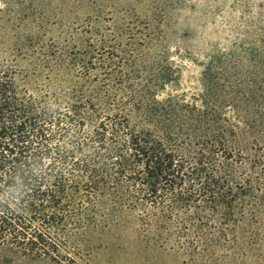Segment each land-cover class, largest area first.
Segmentation results:
<instances>
[{"label":"trees","instance_id":"1","mask_svg":"<svg viewBox=\"0 0 264 264\" xmlns=\"http://www.w3.org/2000/svg\"><path fill=\"white\" fill-rule=\"evenodd\" d=\"M241 33L235 48L249 53L253 66L242 55L231 66L211 60L191 102L152 97L153 81L142 95L137 87L124 101H106L95 90L65 87L69 72L60 68L49 69L47 84L33 69L35 93L16 92L12 71L0 63V251L77 264L85 231L119 226L134 214L138 239L194 255L207 204L229 202L217 183L239 150L223 143L242 125L264 123V27Z\"/></svg>","mask_w":264,"mask_h":264},{"label":"rangeland","instance_id":"2","mask_svg":"<svg viewBox=\"0 0 264 264\" xmlns=\"http://www.w3.org/2000/svg\"><path fill=\"white\" fill-rule=\"evenodd\" d=\"M247 25L264 27V0H0V63L12 71L16 92L28 87L35 93L33 69L37 82L47 84L54 77L49 69L60 68L69 72L61 78L65 87L95 90L106 101H124L153 81L152 97L191 102L202 92L211 60L221 57L231 66L242 55L246 67L253 66L250 54L235 48ZM226 139L224 148L239 150L217 183L229 202L207 204L194 255L138 239L136 217L126 214L119 226L84 232L85 254L77 264H264V123L242 125ZM0 264L52 263L0 251Z\"/></svg>","mask_w":264,"mask_h":264}]
</instances>
